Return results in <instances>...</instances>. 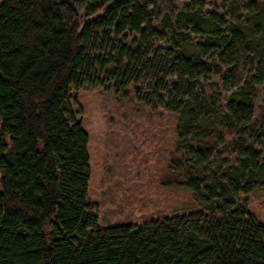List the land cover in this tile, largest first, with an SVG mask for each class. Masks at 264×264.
Returning a JSON list of instances; mask_svg holds the SVG:
<instances>
[{"label": "trees", "instance_id": "trees-1", "mask_svg": "<svg viewBox=\"0 0 264 264\" xmlns=\"http://www.w3.org/2000/svg\"><path fill=\"white\" fill-rule=\"evenodd\" d=\"M81 88L174 118L198 211L99 223ZM259 187L264 0H0V264H264Z\"/></svg>", "mask_w": 264, "mask_h": 264}, {"label": "rangeland", "instance_id": "rangeland-1", "mask_svg": "<svg viewBox=\"0 0 264 264\" xmlns=\"http://www.w3.org/2000/svg\"><path fill=\"white\" fill-rule=\"evenodd\" d=\"M73 94L78 120L88 134V199L102 226L200 209L168 171L177 141L170 114L151 111L131 94L118 98L111 91L85 88ZM248 198L250 211L264 223V187Z\"/></svg>", "mask_w": 264, "mask_h": 264}]
</instances>
